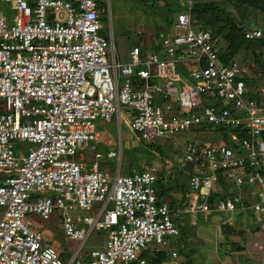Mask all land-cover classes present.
<instances>
[{
	"label": "built area",
	"instance_id": "obj_1",
	"mask_svg": "<svg viewBox=\"0 0 264 264\" xmlns=\"http://www.w3.org/2000/svg\"><path fill=\"white\" fill-rule=\"evenodd\" d=\"M176 1L184 9L161 50L146 54L133 45L122 63L108 4L105 22L98 0H0L15 10L10 19L0 10V264H146L141 254L150 243L165 246L179 234L172 209L158 195L169 165L122 174L119 144L105 153L119 160L116 171L100 168L98 118L120 125L126 117L148 142L199 127L215 133L212 143L204 136L186 142L184 160L198 167L189 176V200L177 211L264 213V96L252 94L237 62L219 61L209 31L193 28V0ZM245 37H264V31L246 30ZM83 150L93 152L90 162ZM220 181L254 189L249 199L229 195L226 187L219 190ZM94 202H101L97 211L82 215ZM55 211L63 235L79 243L65 261L41 232ZM100 230L107 231L103 246L82 253Z\"/></svg>",
	"mask_w": 264,
	"mask_h": 264
},
{
	"label": "rangeland",
	"instance_id": "obj_2",
	"mask_svg": "<svg viewBox=\"0 0 264 264\" xmlns=\"http://www.w3.org/2000/svg\"><path fill=\"white\" fill-rule=\"evenodd\" d=\"M100 1L108 4L111 9V34L113 33L114 50L120 62L125 63L129 60V50L134 44L136 45L138 41L142 42L144 39L147 43L146 48H150V43L155 33H157L160 38L163 37V33L165 32L163 31L162 25L164 22L161 18L163 17L164 10L156 6L151 8L149 4H147L149 3L148 0ZM0 10L6 12L9 19L15 14V10L10 8L8 4L1 2ZM61 14H65L63 9L56 12L57 19H63V17L60 16ZM173 16L175 18V14H173ZM106 21L107 16L105 22ZM194 29L196 30L197 27H194ZM101 32L105 36L109 35L108 24ZM150 51L151 50L148 49L145 53L148 54ZM177 67L179 68V65ZM246 67H251L254 71H258V67L252 64L250 60L245 63L244 68ZM121 84L122 78L120 80V85ZM123 108L124 107L121 106V109ZM120 121V125H118L115 118L111 122H105L101 118H98L96 123L100 137L95 141V144L98 150L104 155L108 150H116L119 148V144H122L123 157L120 162L122 174L131 172L133 167L136 169H141V166L148 168L149 163L157 167H162L164 165L171 166V164L174 163L183 166L184 169L192 171V169L197 168L198 165H193L184 160L183 150L186 146V142L193 141L197 138L200 139V137L203 138V136L207 143H212L217 140V135L215 133H208L201 130L202 127H199L192 132L186 131L171 135L169 138H166L165 141H160L161 144H157L156 141L150 143L142 139L139 134L131 129L128 118L122 116ZM15 144L17 146H24L26 142L15 141ZM83 153L85 154L86 162H90L93 158V152L83 150ZM99 162L113 173L118 168L119 160L116 158L103 157L99 159ZM172 182L171 180L168 181V183ZM226 189L229 195L236 193L247 196L249 199L248 194L254 189V186L239 187L234 183H227ZM171 194L173 198L178 201L182 198V192L178 189H173ZM100 206L101 202H94L93 208L90 211L83 212L82 215L94 214ZM2 210L3 208L0 207V214ZM59 214V211H55L48 221H44L41 232L44 241L50 243L58 253L65 247V253L68 257V254L71 255L75 252L79 243L63 235L61 219L58 217ZM193 216L192 218L191 215L185 214L182 219V226L186 232L185 237L183 236L184 238L180 239L178 235L169 236L168 245L163 247H161L162 245H152L153 243H150L146 250L147 256L153 255L156 249V251L161 249L170 250L172 247L173 250H171V252L175 251L177 256L175 258L171 256L170 261L173 262H170V264H177L185 259L186 255L183 253L184 251L182 249L179 256L177 249L184 247L185 249H192L190 261L187 264H263L264 215H262V213L260 215L253 214L251 208H245L242 210L241 214L234 211L233 213L222 212L213 215L196 213ZM255 216H257V219ZM226 220H228L229 228H231V230L226 229V233L229 236L228 239H225L222 235L224 228L222 229L221 227V224H224L223 221ZM176 223L178 224L177 221ZM106 236L107 231H94L84 242L81 252L84 253L90 249L101 247L106 240ZM255 242L256 244H254ZM66 259H63V261ZM166 262H168V259L162 264ZM146 264L150 263L146 261Z\"/></svg>",
	"mask_w": 264,
	"mask_h": 264
},
{
	"label": "trees",
	"instance_id": "obj_3",
	"mask_svg": "<svg viewBox=\"0 0 264 264\" xmlns=\"http://www.w3.org/2000/svg\"><path fill=\"white\" fill-rule=\"evenodd\" d=\"M98 2L100 7L104 6L101 19L105 21L106 16L104 11L106 4L100 0H98ZM148 2L149 3L147 4H149L151 8L156 6L164 10L161 19L164 22L162 28L165 33L167 30H171L172 24L175 20L173 14L176 15L177 12L184 9V4L179 3L176 0H148ZM191 24L193 28L197 27L196 30H206L212 34L214 40L213 46L218 54L219 61L224 65H229L233 61L237 62L244 71L243 78L246 85L257 99H261L264 96V37L250 40L245 37V32L246 30H251L257 27H260L264 31V0H193V5L191 7ZM161 40L162 37L160 38L159 35L155 33L153 35V40L150 43V48H146L147 43L144 39L142 42L138 41L136 45H139L143 52H146L148 49H150L151 52H159L161 50ZM249 60L252 64L258 67V71H254L251 67L244 68L245 63ZM179 69L181 70L182 75L186 74V71H183L181 65ZM215 131H219L225 138V142L230 143L225 128L218 127ZM188 142L189 141H187V143ZM157 144L161 143L157 142ZM231 145L236 147L235 144ZM104 157L107 156L105 155ZM148 166L150 167L151 163H149ZM144 167L145 166H141V169L139 168L138 170L146 169ZM100 168L106 169L101 163ZM133 169L136 168L133 167ZM190 173H192L191 170L184 169L183 166L172 163L171 166H169L168 173L166 175L163 173L158 183V195L160 200L166 201L172 209V218L175 223L176 221L178 222L176 225H178L179 228L178 236L180 239L184 238L186 234L182 226V219L185 214L189 213L180 212L177 211V209L185 206L189 200L191 194V188L189 185ZM170 180L173 182L168 183ZM218 186L219 190H224V188L227 187L224 186L222 181L219 182ZM173 189H178L182 192V198L179 201L173 198L171 194ZM219 190L212 192L209 196L208 203L210 206H214L217 202ZM244 203L247 204L248 202L245 200ZM239 213L240 212L238 211V214ZM262 215H264V213ZM58 217L61 219L60 215ZM221 227L222 229L224 228L222 235L225 239H228L229 236L226 233V229L231 230V228H229V222L221 224ZM182 249L184 251L183 253L186 254L185 259L177 264H187L190 261L192 249H185L184 247L178 248L177 251L179 256ZM171 250H173L172 247L170 250H154V253L151 256H147V253L144 252L141 254V258H145L150 264L165 262L168 258H171ZM59 255L62 258L60 253ZM226 261H228L227 258Z\"/></svg>",
	"mask_w": 264,
	"mask_h": 264
},
{
	"label": "crops",
	"instance_id": "obj_4",
	"mask_svg": "<svg viewBox=\"0 0 264 264\" xmlns=\"http://www.w3.org/2000/svg\"><path fill=\"white\" fill-rule=\"evenodd\" d=\"M92 208H93V207H92ZM92 208H91V209H92ZM0 215H1V214H0ZM59 215H60V214H59ZM104 242H105V241H104ZM103 244H104V243H103ZM254 244H256V242H255ZM102 246H103V245H102ZM255 246H259V245H255ZM65 249H66V248L64 247V248H62V249L59 251V253L61 254V256H62L63 259H66V257H67V256H66L67 254L65 253ZM245 252H246V251H245ZM84 253H85V252H84ZM86 253H87V251H86ZM69 256H70V254H68V257H69ZM68 257H67V258H68ZM173 258H175V257H173ZM168 259H169V258H168ZM170 262H173V261H170V259H169L168 262H166L165 264H168V263L170 264ZM227 262H228V261H227ZM232 262H233V259H232ZM161 263H164V262H161Z\"/></svg>",
	"mask_w": 264,
	"mask_h": 264
}]
</instances>
